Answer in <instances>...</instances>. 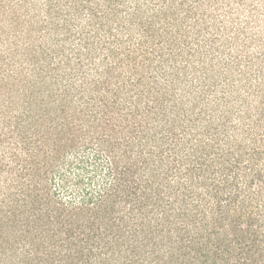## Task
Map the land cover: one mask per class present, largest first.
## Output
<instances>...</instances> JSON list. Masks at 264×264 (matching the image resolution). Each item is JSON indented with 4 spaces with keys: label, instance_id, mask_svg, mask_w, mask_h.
Returning <instances> with one entry per match:
<instances>
[{
    "label": "trees",
    "instance_id": "1",
    "mask_svg": "<svg viewBox=\"0 0 264 264\" xmlns=\"http://www.w3.org/2000/svg\"><path fill=\"white\" fill-rule=\"evenodd\" d=\"M0 264H264V0H0Z\"/></svg>",
    "mask_w": 264,
    "mask_h": 264
}]
</instances>
